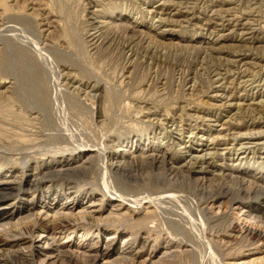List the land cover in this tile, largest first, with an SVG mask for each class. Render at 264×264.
I'll return each instance as SVG.
<instances>
[{
    "label": "rangeland",
    "instance_id": "1",
    "mask_svg": "<svg viewBox=\"0 0 264 264\" xmlns=\"http://www.w3.org/2000/svg\"><path fill=\"white\" fill-rule=\"evenodd\" d=\"M0 13V154L14 155L0 177L92 149L102 155L88 171L42 177L32 203L105 208L89 221L62 218L63 231L35 255L22 241L45 231L41 223L0 231V264H264V200L240 194L259 181L180 167L182 147L208 144L202 133L220 130L215 122L231 143L264 132V0H0ZM259 151L240 173L264 174ZM116 159L120 170L105 168ZM23 193L17 214L33 197ZM120 202L140 211L134 227L110 214Z\"/></svg>",
    "mask_w": 264,
    "mask_h": 264
},
{
    "label": "bare ground",
    "instance_id": "2",
    "mask_svg": "<svg viewBox=\"0 0 264 264\" xmlns=\"http://www.w3.org/2000/svg\"><path fill=\"white\" fill-rule=\"evenodd\" d=\"M238 24H240V23H238ZM70 80H72V82H71L72 84L76 83V79H74V78L71 79L70 78ZM221 82L223 83V81H221ZM218 91L219 90H214V92H217V93H215V94H213L211 96L214 100H217V101L223 100L225 102V107H226V105H228L230 107H233V106L236 105V102H234L235 99H233L231 97L232 93H230V95H225L223 93V95H222V94L218 93ZM244 94H246V93H244ZM234 95H232V96H234ZM240 96H238V97H240ZM250 97H248V98H250ZM253 99H251V100H253ZM225 107H223V109H225ZM230 110L231 109H229V111ZM152 114H153V111H148V112L146 111V116L147 117L152 115ZM199 117H201V116H199ZM163 120H164V122L167 121L166 118H163ZM215 123L217 125L214 124V127L215 128L216 127H221L220 130L218 128H216V129L209 128V129H207V131H205L203 133L201 132L203 135H205V138L203 137V138H201V140L205 139L207 142H209L208 144H204L203 145V143H202L203 146L202 147L199 146L200 148L199 147H195L194 145H193V147H188V145H187V147L186 146L182 147L183 151H181V152H184V161L181 162L182 165L180 167L183 168V169L186 168V170L188 172L191 171L195 175H200L203 178H205L207 175H216L219 178L220 177L221 178L228 177V176H231L233 174H242L245 177L251 175L253 177V179L258 180L259 183H257L256 185H253V184L250 183L249 185L246 186V190H244V191L241 190L240 191V194L242 195L243 199H244V197L249 196L251 193H253L252 196H256V197L260 196L259 198H262L264 200V191L261 192L260 195H258V193H256V191H253V190H257L258 191L259 190L258 188H260V186L264 188V174H262V175L258 174L259 175L258 176L256 174L253 175L249 171H248L249 173L247 171L244 172V173H242V172L240 173L241 164L244 163L245 161H247L248 156L251 153L250 150L252 148H258L259 147V148L263 149L262 152L259 151L260 152V156L258 155L259 156L258 157V159H259L258 160V164H263V162H264V132L247 133L245 131L246 133L238 134L236 137L234 136V138L232 137L233 139H231V141H232V143H231L230 139H227L225 136L222 135L223 131L226 129L225 122H222L220 124L217 123V122H215ZM261 125H262V123H261ZM214 130L218 131L216 135L212 134ZM253 130H255V129H253ZM209 145H211V146L212 145H217V146H221V148H215V147L213 148V147H211ZM220 151H221V153H220ZM255 151H256V149H255ZM163 154L165 155L166 153H163ZM100 155H102V153H100V152L97 153V151H94V150L90 149L89 152L85 155V157H86L85 159H84V157H82V158L80 157V158H77V159H70V160L60 161L58 163H56V162H54V163L53 162H48V163H45L46 167H44V165H37L33 169V171H28L27 170V171H20L19 173L18 172H16V173L10 172V173H7L4 176H1L0 177V231H2V230H10L12 226H17L20 223H22L24 220L30 221L32 219H33L34 223H41L44 226V228L46 227L48 229H51L53 231L52 233L48 234L47 231H46L48 229L45 228V231H40V232L39 231H37V232L35 231L36 232V233L34 232L35 234L31 235L30 237H27V238L23 239L22 244H26V243H29V242H31L32 245L34 244V246H31V250L30 251H31L32 255H35V253H34L35 250L39 251V253H41V251L45 252V249L50 246V243H49L50 241L49 240L52 238L53 234L55 235L56 233H61L63 231L61 226H62L63 222H65V221L61 220L62 218H66L67 216L74 215V214H79V216H82L84 219H88V221L91 220V219L97 218V217L98 218L101 217L103 215V213H104V209L105 208L102 207V206H98V204H96V202H98V201H95V200L87 201L88 204L86 206L83 205L82 209H80L77 213L73 212L75 206L74 207H72V206L69 207V205L66 204V202H63V203H60V204L56 203L55 208L48 207V206L54 205L53 204V203H55L54 199L51 200V202H53V203L50 202L49 205H47V206H44V204L38 206V203H32L33 198L35 196H37V192L36 191H37L39 185L41 184L40 182H41L42 177L47 176V175H53V174L63 175V174H66L69 171H76V172L88 171L90 169V167H92L94 160L96 158H98ZM216 155H223V156L224 155H228V158H225L226 161L223 160V162L221 161V159H218L219 162H212V161L208 160L209 156L214 157ZM13 156L14 155L12 153L7 154V152L0 154V164H1L2 161H4L5 163H3L2 165H4V166L9 168V166H12L11 163H9V160L12 159ZM15 159H16L15 161H16L18 167L22 168L21 165H23L24 161L22 162L17 157H15ZM164 159L165 158H159V157L152 156V161H154V162H160L161 163V162L164 161ZM120 161L121 160H117L116 159V161L113 160V161H111L109 163L106 162L105 163V168L107 167V168L113 170V167L117 166L116 169L120 170L121 167L118 166V164H120ZM260 182L263 183V185H260ZM21 191L24 192L23 196H26L27 193H31L33 197L29 200L30 204H26L25 205L26 209H24L25 210L24 213L21 212V209H19L18 210L19 213L17 214V213L14 212V209L16 208V204L17 203L19 204V201L23 200V197L18 199V197L21 195ZM6 199H9V200H6ZM132 199H134V198L132 197ZM126 201H128V200H126ZM238 204H237L239 206L238 208H241V209H244L246 207L248 208V206L242 205V203H238ZM76 205H78V204H76ZM134 205H136V204H134ZM134 205L132 203L130 206H126L123 202H120L119 204H116L115 207L110 209V214L113 215L114 219H116V220L120 219V218L121 219H125V221L127 223L129 222L130 219H132V224H129V223L128 224L130 226L134 227L136 225V223H134L133 220H134L135 216L138 213H140V211L137 208H134L135 207ZM35 208H37V209L40 208L39 214H35L33 212V210H35ZM124 209H125V211H124ZM51 213L53 215H51ZM260 214H261L260 218L264 219V210ZM16 218L18 220L14 221V219H16ZM134 233H135V236L137 237L138 231L137 232L134 231ZM132 238L130 237V238H128V240L126 239V241H124V243H123V247L127 246L128 244L132 245L133 243H135ZM20 244H21V241H20ZM2 245H0V247H2ZM43 247L45 249H43ZM121 252H122L123 255H125L123 257L126 258V259L132 257V253L130 254L129 252H126V250H122ZM18 253H21V251L19 249H18ZM128 254H130V256ZM68 255H70V254H68ZM138 256H140V255H138ZM120 259H123V258H121V256H120Z\"/></svg>",
    "mask_w": 264,
    "mask_h": 264
}]
</instances>
